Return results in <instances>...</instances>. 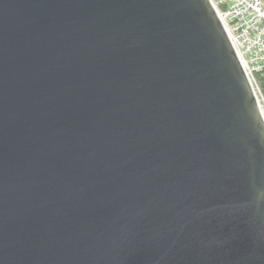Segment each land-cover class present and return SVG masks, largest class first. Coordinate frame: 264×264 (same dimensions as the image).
I'll return each instance as SVG.
<instances>
[{"label": "water", "instance_id": "water-1", "mask_svg": "<svg viewBox=\"0 0 264 264\" xmlns=\"http://www.w3.org/2000/svg\"><path fill=\"white\" fill-rule=\"evenodd\" d=\"M0 264H264V115L212 0H0Z\"/></svg>", "mask_w": 264, "mask_h": 264}, {"label": "built area", "instance_id": "built-area-1", "mask_svg": "<svg viewBox=\"0 0 264 264\" xmlns=\"http://www.w3.org/2000/svg\"><path fill=\"white\" fill-rule=\"evenodd\" d=\"M264 115V0H212Z\"/></svg>", "mask_w": 264, "mask_h": 264}]
</instances>
